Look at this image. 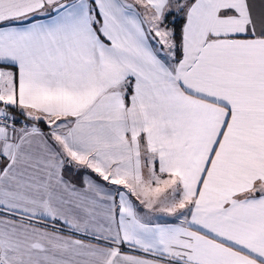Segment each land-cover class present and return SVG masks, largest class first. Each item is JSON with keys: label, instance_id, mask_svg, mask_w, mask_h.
<instances>
[{"label": "snow or ice", "instance_id": "snow-or-ice-1", "mask_svg": "<svg viewBox=\"0 0 264 264\" xmlns=\"http://www.w3.org/2000/svg\"><path fill=\"white\" fill-rule=\"evenodd\" d=\"M0 264H264V0H0Z\"/></svg>", "mask_w": 264, "mask_h": 264}]
</instances>
